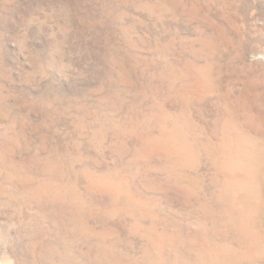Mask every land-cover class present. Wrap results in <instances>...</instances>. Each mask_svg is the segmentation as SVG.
I'll list each match as a JSON object with an SVG mask.
<instances>
[{
  "label": "rangeland",
  "instance_id": "374dc122",
  "mask_svg": "<svg viewBox=\"0 0 264 264\" xmlns=\"http://www.w3.org/2000/svg\"><path fill=\"white\" fill-rule=\"evenodd\" d=\"M0 264H264V0H0Z\"/></svg>",
  "mask_w": 264,
  "mask_h": 264
}]
</instances>
